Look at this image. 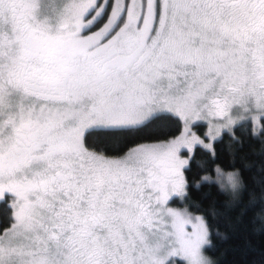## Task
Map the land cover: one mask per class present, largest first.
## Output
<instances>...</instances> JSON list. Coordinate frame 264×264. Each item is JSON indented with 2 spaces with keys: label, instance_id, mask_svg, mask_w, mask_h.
<instances>
[{
  "label": "snow or ice",
  "instance_id": "6c2138e0",
  "mask_svg": "<svg viewBox=\"0 0 264 264\" xmlns=\"http://www.w3.org/2000/svg\"><path fill=\"white\" fill-rule=\"evenodd\" d=\"M238 132L264 143V0H0V264H214Z\"/></svg>",
  "mask_w": 264,
  "mask_h": 264
},
{
  "label": "trees",
  "instance_id": "16d2710c",
  "mask_svg": "<svg viewBox=\"0 0 264 264\" xmlns=\"http://www.w3.org/2000/svg\"><path fill=\"white\" fill-rule=\"evenodd\" d=\"M243 141V148H239L236 144H232L235 150V167L240 169L244 178L246 190L243 194L242 204L228 210V221L223 216H217L211 222L220 232L227 234V239L213 238L214 247L208 251L209 257L214 264H259L264 253V232L259 234L253 232L254 227H259L262 221L253 218L257 214H264V172L258 169L264 166V143L258 139L237 133ZM232 143L227 135H224L223 142L215 145L218 156L215 162H212L205 152H198L196 159L201 161L203 169L193 164V178L199 180L201 175H215L214 169L219 166L225 170H232L233 156L228 151V145ZM243 158V159H241ZM250 165L251 167H245ZM260 180L257 184L253 178ZM211 192V195L203 200V206L207 209L211 202H217V211L224 213L226 209L224 204L230 200V196L219 191L217 186L205 185L200 191L192 190L191 196L195 201H201L203 192ZM254 195L256 203L248 208L247 214L243 217L242 222L236 223V217L240 213V209L244 205L249 204L251 196ZM232 226H230V223Z\"/></svg>",
  "mask_w": 264,
  "mask_h": 264
},
{
  "label": "rangeland",
  "instance_id": "374dc122",
  "mask_svg": "<svg viewBox=\"0 0 264 264\" xmlns=\"http://www.w3.org/2000/svg\"><path fill=\"white\" fill-rule=\"evenodd\" d=\"M208 251H209V250H208ZM206 254L209 256V253H208V252H207ZM209 258H210V257H209ZM210 259H211V258H210Z\"/></svg>",
  "mask_w": 264,
  "mask_h": 264
}]
</instances>
